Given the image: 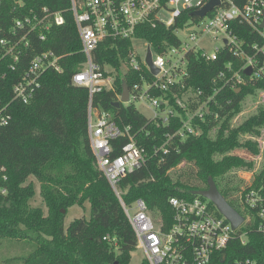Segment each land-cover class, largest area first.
<instances>
[{"label":"trees","instance_id":"16d2710c","mask_svg":"<svg viewBox=\"0 0 264 264\" xmlns=\"http://www.w3.org/2000/svg\"><path fill=\"white\" fill-rule=\"evenodd\" d=\"M22 3L23 6H20L15 0H0V38L8 35L14 20L30 14L31 10L48 7L58 12L70 8V0H22ZM192 14L191 11L184 12L178 25L184 26L189 20H195ZM65 17L64 26L51 27L47 41L40 43L33 38L36 49L29 54L33 56L38 52L53 50L65 57L62 61L64 72H48L36 98L29 105L17 104L13 121L0 131V163L7 167L9 174V195L1 200L0 205V241L24 242L31 248L25 257L8 260L7 264H17L16 261L19 264H130L131 253L138 246L137 238L120 200L99 169L92 150L88 129L89 90L72 83L73 75L86 61V56L82 52L73 14L68 11ZM175 29L145 24L138 27L136 36L151 43L156 52L163 53L167 46L180 44ZM131 46L130 40L116 43L107 41L100 44L93 55L96 64L103 69L109 66L117 73L114 90L96 94L93 98L94 108L109 112L122 128L132 127L138 143L147 150L146 165L129 174L119 184L123 201L132 205L142 199L154 216L162 215L170 221L173 211L169 200L172 197L193 199L196 197L193 192L198 191L186 174L173 175V171L182 163H187L196 167L197 178L204 184L207 185L208 180L213 178L229 204L242 213L230 199V194L237 188L231 187V182L226 181L225 177L236 169L251 170L253 163L230 153L242 146L255 151V145L243 143L241 135L260 133V128L264 127V108L238 128L231 127V120L242 110L245 97L264 89V83L244 87L241 94L224 90L216 98L221 106L216 108L213 103L207 122L201 123L202 134L182 139L175 136L182 126V118L187 119L186 111L176 105L175 95L178 93L182 97L181 87L172 86L167 92H152L155 97L170 100L176 109L177 117L168 124L160 119L147 118L134 104L121 103L120 107H115L122 96L124 83L131 90L141 82L140 73L122 72V62L128 57ZM225 56L213 62L200 53H190L187 56V76L182 80L186 90L203 91L206 98L212 95L214 80L231 58L228 54ZM5 68L0 66V70ZM143 73L148 80H152L149 72ZM15 81L10 75L7 80H0V87L6 86L10 90ZM230 99L232 103L228 104ZM215 111L220 113L218 119L213 115ZM218 123L220 130L213 138L210 131ZM127 141V138H121L113 143L114 156L121 153ZM167 142L168 152L164 153L162 147ZM49 163L75 165V176L56 182L80 183V191L83 192L78 194L71 190L63 192L49 186L42 187L41 195L48 208L45 215L42 208L31 205L35 189L29 180L39 176ZM263 178L264 168L259 172L256 183H261ZM87 205L90 206L91 217L76 219L66 228L69 210L75 206L86 209ZM231 246L239 252V257L264 264V238L255 230L249 232L246 245L237 240ZM141 264L150 263L145 259Z\"/></svg>","mask_w":264,"mask_h":264},{"label":"built area","instance_id":"2783aa9c","mask_svg":"<svg viewBox=\"0 0 264 264\" xmlns=\"http://www.w3.org/2000/svg\"><path fill=\"white\" fill-rule=\"evenodd\" d=\"M15 2L23 6L22 0ZM209 2L70 0L67 11L54 12L48 7L31 10L30 14L14 20L8 35L0 38V66L6 67L0 70V80L5 81L10 75L16 80L10 90L6 86L0 87L1 131L13 121L17 104L29 105L36 98L48 72H64L62 61L65 57L53 50L38 52L33 56L29 54L36 49L32 41L34 37L40 43L47 41L51 27L64 26L65 13L69 11L73 14L86 61L80 64L72 83L89 90L88 129L92 150L99 169L108 179L130 221L137 238V248L144 251L150 264H259L256 260L239 257V252L231 246L237 240L246 245L252 230L264 238V178L257 184L259 173L238 195L237 202L243 213L240 214L245 222L237 229H233L216 206L202 196L193 199L172 197L169 200L172 219L168 221L162 215L156 218L142 199L127 205L119 189L124 178L146 165V148L138 143L132 127L122 128L109 112L93 106L96 94L114 90L116 78L112 73L115 69L109 66L103 69L93 59L100 44L107 41H131L128 57L122 62V72L140 73L141 82L130 90L128 104L149 102L150 108L155 109L151 120L160 119L168 124L177 117L170 100L155 97L152 92H167L172 86L181 87L182 97L178 93L175 95L176 105L186 111L187 119L182 118V126L175 136L182 139L202 134L201 123L207 122L214 106H221L216 98L224 90L241 94L244 87L264 83V0H220V4L206 17H194L195 20H189L184 26L178 25L184 12L194 13ZM145 24L176 28L180 44L167 46L163 53L156 52L151 43L136 36L138 27ZM209 38L222 41V46L212 53L202 44ZM134 41L143 42L142 47L137 48ZM149 50L152 52L153 66L159 70L156 76L151 73L147 63ZM193 52L213 62L225 58V54L231 56L225 62V69L214 80L213 94L207 98L203 91L186 90L182 81L187 76V56ZM108 68L113 70L109 71ZM248 69H251L250 76L245 73ZM143 71L149 72L152 80H148ZM239 89L240 93L237 92ZM227 102L231 104L232 100ZM213 115L216 119L220 117L217 111ZM121 138L128 141L121 153L114 156L113 143ZM167 144L162 147L164 153L168 152ZM8 182V169L0 163V205L1 200L9 195Z\"/></svg>","mask_w":264,"mask_h":264},{"label":"rangeland","instance_id":"374dc122","mask_svg":"<svg viewBox=\"0 0 264 264\" xmlns=\"http://www.w3.org/2000/svg\"><path fill=\"white\" fill-rule=\"evenodd\" d=\"M166 18H169L165 14ZM184 38V35L182 36ZM134 44L137 48H141L143 42L134 41ZM206 50L210 53L214 52L216 48H220L222 46V41L219 39L218 41L212 40L209 38L205 42L202 43ZM175 62V59H174ZM109 71L113 69L108 68ZM124 74V73H123ZM113 77L116 78L117 73L114 71L112 73ZM187 98V96H185ZM139 112H141L147 118H152L154 115V108H150L149 102L137 101L133 103ZM129 105V104H127ZM264 108V89H259L255 94H249L245 97L242 102V110L231 120V127L238 128L243 125L249 118L258 114ZM220 130V123H218L211 131L210 134L213 138L218 135ZM259 134H243L241 135V140L243 143H249L250 145H255V151H252L248 146H242L235 150H233L230 155L237 156L244 159L247 162L253 163V168L251 170H243L236 169L230 172L226 177V181L231 182V187H236L237 190L230 194V199L235 202V204L239 206L237 202L238 195L241 189L244 186L251 184L254 179V176L259 173L264 168V127L260 128ZM77 174V167L73 164H63V163H49L47 164L39 176H33L30 178L29 182L34 184L35 196L31 200V205L34 208H42L44 210L45 215L48 214V208L46 207V203L41 195L42 187L49 186L56 190L60 191H68L71 190L74 193L82 194L83 191L80 183L76 184H58L56 181L60 179H66ZM187 175L189 177L190 182L198 187V190H204L208 188V184H204L197 178V169L192 164L182 163L176 170L173 171L174 176ZM224 185L225 183H222ZM86 190V189H85ZM86 217L89 219L91 217V209L90 206L87 205L86 209L75 206L72 207L67 213V218L65 221V226L68 228L70 224L76 219H80ZM158 218L157 216H154ZM32 245V244H31ZM31 252L30 245H26L24 242H12L11 240H2L0 241V264H7L8 260L18 259L25 257L27 254ZM131 263L130 264H141L143 260L146 259V255L143 250L136 249L131 253ZM16 261V260H15ZM17 264L18 261H16ZM15 262V263H16Z\"/></svg>","mask_w":264,"mask_h":264},{"label":"water","instance_id":"95a60500","mask_svg":"<svg viewBox=\"0 0 264 264\" xmlns=\"http://www.w3.org/2000/svg\"><path fill=\"white\" fill-rule=\"evenodd\" d=\"M220 4V0H210V2L201 10L195 11L192 15L197 18H204L206 17L210 12H212L218 5ZM264 27V25H263ZM147 63L151 68V73L156 76L159 74V70L153 66L152 63V52L149 50L148 56H147ZM246 75H251V69L246 70ZM238 93L241 92V89L237 91ZM130 100V89L124 83L123 85V92L122 97L119 102L115 104V107H120L121 103L128 104ZM193 194L195 196H202L206 199H209L219 210V212L224 215L227 220L232 224L233 229H237L239 226H241L245 222L244 216H242L234 207H232L225 196L222 195L220 192L216 182L213 178H210L208 180V188L205 190H198L194 191ZM66 213V211H64Z\"/></svg>","mask_w":264,"mask_h":264}]
</instances>
